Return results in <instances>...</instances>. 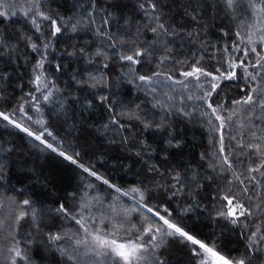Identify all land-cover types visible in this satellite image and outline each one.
Returning a JSON list of instances; mask_svg holds the SVG:
<instances>
[{
  "label": "trees",
  "instance_id": "16d2710c",
  "mask_svg": "<svg viewBox=\"0 0 264 264\" xmlns=\"http://www.w3.org/2000/svg\"><path fill=\"white\" fill-rule=\"evenodd\" d=\"M8 2L6 4H10ZM13 3L14 7L9 9H6L8 6L0 8V11L9 13L8 17L0 18V35L8 38L9 45L0 52V77H5L0 78V111L11 114L13 109L19 108L23 98L24 110L32 121H28L23 113L14 118L33 132L42 130L34 121L43 120V128L56 138L54 140L45 132L43 139L52 143L57 151L45 148L40 141L13 127L8 121L0 120V159L6 166L4 179L0 181V197L6 204L5 214L12 212L22 199L30 198L38 211L43 233L58 231L63 223L65 231L72 235L78 226L56 219L53 210L58 206L56 201L70 208L76 207L77 200L70 195L75 193L89 202V208L96 217L105 218L103 227H110L107 220L111 217L107 209L112 205L120 209H133L134 202L130 197L117 199V194L101 180L83 172L78 166L83 164L122 190L133 187L147 189L145 196L150 207H159L161 211L164 207L169 208L197 238L205 242L216 241L217 247L223 248L225 254L241 255L244 239H239V235L245 228L228 224L216 216L224 202L215 197H222L227 190L225 181L233 179L230 172L212 171V163L219 161V133L214 131L218 122L212 118L209 123V118L202 114L209 110L202 102L194 99L197 106L192 110L186 107L187 101L169 103L165 100L169 96L167 90L159 91L161 95L158 90L151 92L135 77L160 71L172 75L175 80L182 79L179 72L187 70V62L197 52L204 56L206 67L214 65L215 61L209 59L211 45L221 49L223 45L230 44L234 39L233 30L247 23V17L240 20L241 13L237 12L233 20L222 12L217 13L214 8H208L202 13L204 19L201 21L206 25L203 33L206 41L201 44L199 39L188 42L186 37H168L166 50L165 44L158 38L154 39L153 33L148 31L147 18L141 17L136 6L139 0H97L93 20L87 17V12L91 10L90 0H41V10L46 14L55 16L59 13L65 17L66 27L51 40L42 69L45 77L59 91H54L48 102L41 100V111L36 112L27 94L33 92L38 100L40 98L30 83L34 75L32 69L40 56L31 49L30 44L33 41L40 43L37 37L41 34L47 42L45 26L48 22H41V32H36L24 15L27 11L25 0H14ZM13 12L15 15H12ZM68 17L79 21L75 31ZM104 17H108L107 29L101 24ZM125 20L127 23H124ZM222 28L228 33L227 36L222 34ZM239 30L244 31L243 28ZM103 31L113 37L112 46H109L107 37L101 34ZM134 44L139 47L147 45L149 55L141 57V62L133 65V71H130L127 62L121 61L119 55L131 54L128 49ZM98 51L108 59L97 56ZM162 57L168 58L161 63ZM104 64L108 67L105 68ZM237 74H240L239 70ZM102 78L106 79V86ZM93 82H98L96 88L90 86ZM239 86H243L242 81ZM101 95L109 97L114 112L139 116L140 120L161 123L166 127L144 129L138 120L124 116L118 118L125 127L117 128L110 121L106 104L98 98ZM240 95L239 87L225 88L219 101L224 102V108H229L231 99ZM212 100L217 101V96L213 95ZM141 140L144 141L143 145ZM177 143L179 147L175 146ZM9 148L11 151H8ZM60 151L73 156L77 163L60 156ZM137 152L141 155L137 156ZM238 158H231L237 173L247 166L243 163L242 169L236 161L243 159ZM150 166H156L162 175L148 173ZM170 173L180 176L177 188H181V191L177 195L173 194ZM233 184L236 185L233 191L242 187L236 181ZM94 194L99 197V202L92 199ZM247 195L260 202L264 189L255 193L250 190ZM242 202L247 206L246 199ZM145 215L143 210L128 212L123 221L124 227L139 225ZM43 233L33 231L34 240L26 251L32 255L34 264H60L59 258L43 246ZM23 234L24 229L21 228L19 235ZM75 238L78 237L74 235ZM7 244L5 241L0 245L3 248L0 251V264H9ZM156 254L164 264H196V259L179 237H165Z\"/></svg>",
  "mask_w": 264,
  "mask_h": 264
},
{
  "label": "snow or ice",
  "instance_id": "6c2138e0",
  "mask_svg": "<svg viewBox=\"0 0 264 264\" xmlns=\"http://www.w3.org/2000/svg\"><path fill=\"white\" fill-rule=\"evenodd\" d=\"M25 3L27 11L24 12V15L28 17L36 32H41V22H48L45 26L48 32L47 42L44 41L43 34H41L37 37L41 41L40 43L33 41L30 44L31 49L40 56L32 69L34 75L30 81L34 85V92L39 93L40 98L38 100L33 92L27 95L30 105L35 107L36 112H40V101L48 102L54 91H59L45 77L42 69L46 52L51 47V40L62 33L66 27V18L59 13L55 16L46 14L41 10V0H25ZM96 3L97 0H90L89 8L91 10L87 12L89 20L94 19ZM7 6L11 5L6 4V0H0V8ZM136 6L140 10L141 17L147 18L148 31L153 33L154 39L158 38L161 43L165 44L166 50V38L168 37H186L188 42L199 39L203 44L206 41V37L203 35L206 25L201 23L204 19L202 13L206 12L208 8H214L217 13L222 12L224 16L233 20L236 19L237 12L241 13L240 20L247 17V23L238 25L233 30L234 39L230 44L223 45L221 49H216L214 45H211L212 51L209 54V59L215 61L214 65L206 67L203 63L204 56L197 52L193 54L194 58L187 62V70L179 72L183 79L175 80L172 75L160 71L135 77L143 87L151 92L156 91L155 85L160 84L162 80L172 81L173 84L182 85L184 88H188L189 84H192L196 89H199V95H188L187 99L202 102L209 110L202 113L209 118V123L212 118L218 122L214 131L219 133V161L212 163V171L230 172L233 178L225 181L227 190L224 195L215 197V199L224 202L218 208L216 216L231 225H241L244 228L252 225L247 232H240L245 240L244 253L239 256L225 254L223 248L217 247L216 241L205 242L193 235L186 223L177 219L169 208L164 207L161 211L159 207H150L145 196L147 189L133 187L126 191L122 190L107 179L98 176L96 171L80 164L78 166L83 172L101 180L103 184L112 189L117 194V199L121 196L130 197L134 202V208L120 209L116 205L110 206L107 209L111 217L107 220L110 227L105 228L103 227L105 218L96 217L89 208V202L72 193L70 195L77 200L76 207L70 208L56 201L58 206L53 211L56 213V219L70 221L77 225L76 232L70 235L68 231H65L62 223L58 231L50 230L43 233L33 200L22 199L12 212L5 214L6 204L0 197V245H3L5 241L8 242L9 264H18V261L19 264H34L32 255L26 251L34 240L33 231L38 234L43 233V246L59 258L60 264H151L153 261L154 264H164V261L156 253L165 237H179L180 242L187 246L190 255L196 259V264H264V228L261 227V223H264V197L260 198V202L253 203L252 196L247 195L250 190L255 193L264 189V127H261L264 125V0H247L246 3L243 0H139ZM12 15L15 13L13 12ZM8 16L7 11H0V18ZM113 19L115 18L113 17ZM67 20L71 21L70 26L75 31L79 21L73 20L71 17H68ZM108 22V17H104L101 21L105 29L108 27ZM124 23H127V20ZM240 28H243L244 31L239 30ZM97 31L100 32L99 29ZM221 32L225 36L228 35L223 28ZM101 34L107 37L109 46H112L113 37L107 31H103ZM29 39L31 38L29 37ZM7 46H9L8 38L0 35V52ZM80 51L82 52L83 49ZM128 51L131 54H121L119 59L127 62L130 71H133V65L141 62V57L146 58L149 55L147 45L139 47L134 44ZM201 51H203L202 48ZM217 52L220 53L219 57ZM96 55L108 59L103 52L98 51ZM167 58L162 57L161 63ZM179 63L185 62L180 61ZM103 66L108 67L107 64ZM58 69L59 66H57ZM237 70L240 71L239 75ZM102 79L106 86V79ZM228 81L233 83H226ZM241 81L243 86H239ZM97 83L93 82L90 86L96 88ZM237 87H239L241 95L233 97L229 102L230 107L224 108V102L219 101L220 94L224 92L225 88ZM213 95L217 96V101L212 100ZM98 98L101 103L106 104L110 121L117 128L125 127L118 118L124 116H127L128 119L138 120L144 129L166 127L161 123L154 124L151 121L140 120L139 116L114 112L112 102L107 95H101ZM167 98L171 99V97ZM21 113L27 117L28 121H32V117L27 116L24 110L23 98H21L19 108L13 109L11 114L0 111V120L8 121L13 127L20 129L36 141H40L45 148L56 152L57 148L43 139L45 132L49 137L56 139L51 132L43 128V120L34 121L35 124L41 126L42 130L33 132L14 118ZM233 120H236L238 128L247 129L248 136V142L244 143L245 134L237 133L240 140L237 141L235 148H239L241 155L246 156L243 163L247 165L239 173L235 170L231 157L225 154L224 147L223 129ZM230 138L236 140L237 135H231ZM140 143L143 145L144 141L141 140ZM175 146L179 147V144L177 143ZM8 151H11V148ZM59 155L74 164L77 163L73 156L66 155L63 151H60ZM136 155L140 156L141 153L137 152ZM236 163L239 164L241 161L237 160ZM147 171L150 174L162 175L156 166L148 167ZM5 172L6 166L3 159H0V181L4 179ZM169 175L173 194L177 195L181 191V188H177V184H180V176L178 173ZM233 181L238 182V185L242 187H237V190L233 191V187H236ZM92 199L99 202V197L95 194ZM245 199L247 206L242 202ZM140 210L146 214L140 224H130L125 228L123 221L127 218L128 212ZM116 220L120 222H114ZM21 228L24 229L23 236L19 235ZM74 235L78 238L73 239ZM22 241L23 246H21ZM2 250L3 248L0 247V251Z\"/></svg>",
  "mask_w": 264,
  "mask_h": 264
},
{
  "label": "rangeland",
  "instance_id": "374dc122",
  "mask_svg": "<svg viewBox=\"0 0 264 264\" xmlns=\"http://www.w3.org/2000/svg\"><path fill=\"white\" fill-rule=\"evenodd\" d=\"M6 1L8 2V0ZM13 1L14 0H9L8 3H10L11 6H8L6 9H9L12 6L14 7ZM155 87L157 88L156 90H158L157 92L160 95L162 93H160L159 91L167 90L166 94H169L168 97H171V99H168L166 97L165 100L169 101V103L174 101V104H177V102L182 103L183 101H187L186 107H188L189 110H192L194 106H197V104L194 103V99L193 100L187 99L188 95H195L196 93L198 94L199 92V89H196L192 84H189L188 88H184L182 85L173 84L172 81L162 80L161 83L155 85ZM237 133H244L245 135H244L243 142L244 143L248 142L247 129L238 128L236 124V120H233L232 122H230V124L223 129L225 154H228L231 158H235L239 156L240 158L238 159H243L241 160V163H239V166L242 167L243 169V161H245L246 156L241 155V150L239 148H235L237 141L240 140V136ZM231 135H237V139L232 140L230 138ZM240 167L238 169H240ZM253 199H254L252 200L253 203H258L257 198H253ZM251 227L252 225L250 224L248 228H245V232L250 230ZM261 227L264 228V223H261ZM242 238L243 237L239 235V239L242 240ZM244 243H245V240H244ZM240 250L242 253H244V245H241Z\"/></svg>",
  "mask_w": 264,
  "mask_h": 264
}]
</instances>
